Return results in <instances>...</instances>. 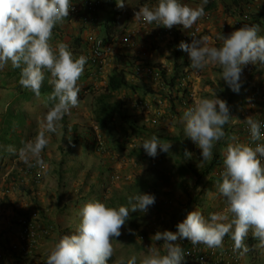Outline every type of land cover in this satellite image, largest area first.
Here are the masks:
<instances>
[{
  "label": "clouds",
  "instance_id": "obj_1",
  "mask_svg": "<svg viewBox=\"0 0 264 264\" xmlns=\"http://www.w3.org/2000/svg\"><path fill=\"white\" fill-rule=\"evenodd\" d=\"M116 3L123 8L126 0H116ZM207 3L208 0H201V4L193 8L182 0H158L152 7H138L135 18L147 25L167 29L182 26L187 31L205 15ZM72 9V0H0V71L9 63L13 69H19V84L37 96L45 73L51 74L50 98L56 104L44 120V131L48 133H56L58 122L79 104L77 81L84 72L87 58L74 57L64 43L55 47L50 43L53 29L71 16ZM75 20L81 23L79 18ZM81 25L90 29L95 24L92 21L90 26ZM260 31L258 24L242 25L227 36H218L222 41L219 47L211 46L206 36H190V43L181 41L177 48L188 53L190 66L196 71L218 66L220 78L231 91L239 93L243 68L248 64L264 65V35H260ZM234 118L227 101L218 95L201 98L183 112V134L200 149L202 162L213 157L216 144L226 137L225 126ZM242 121L255 146L239 142L235 135L228 137L224 170L216 183V191L225 199L226 209L207 217L199 209H193L177 224L176 231H157L151 239L163 242V254L161 248L149 247L141 264H183L186 254L178 241L184 239L193 246L220 248L229 236L233 250L243 255L249 251L246 240L251 232L264 247V121L255 116ZM48 143L41 132L19 150L11 146L7 150L26 166H39L47 173L41 153ZM141 146L149 157L155 158L159 153H168L172 143L153 135L143 140ZM184 155L190 159L192 153L185 151ZM155 203L154 194L140 191L128 197L127 205L119 207H110L98 200L86 203L76 230L59 239L45 264H109L114 256L113 242L121 235L130 213L146 214ZM120 264H137L136 257L126 262L122 260Z\"/></svg>",
  "mask_w": 264,
  "mask_h": 264
},
{
  "label": "rangeland",
  "instance_id": "obj_2",
  "mask_svg": "<svg viewBox=\"0 0 264 264\" xmlns=\"http://www.w3.org/2000/svg\"><path fill=\"white\" fill-rule=\"evenodd\" d=\"M219 1L221 4L223 3L222 5L227 12L232 11L239 16L241 14H247L251 18L259 16L264 20V0H240L241 4L238 9H232L234 6L231 0ZM141 2L142 0H128V4L126 0L125 6L121 8L124 13L123 16H128L134 12ZM124 17L121 18L120 26L116 33L118 37L115 36L114 42L109 45L111 48L105 59L107 63L110 60L115 61V58H118V54H115L117 47L123 42H121V39L129 30L133 29V27H128V19L126 21ZM106 19L107 14L101 18L103 21ZM63 22L61 24L62 28H59L57 25L53 29V37L50 43L55 47L59 43H62L66 37H69L70 39H67L64 44L68 45L69 49H71V44L74 43L73 41L78 35L77 31L80 30L81 23L74 24L76 22L75 18H66ZM72 25L74 26L71 27ZM54 30L60 32L61 37L59 39L56 38V31ZM91 31L93 32L89 37L86 35V38H89L86 43H83L80 48L73 51L78 53V55L73 54L74 57L78 58L83 55L87 58L84 71L87 68H92L93 64L91 61V39L97 36L103 38L106 35V26L100 25L99 29H96L94 26L91 28ZM124 57V55L120 56L119 60H124ZM107 69L108 66L102 73L98 74L97 78L93 75L85 76V73H83L85 77L79 78L77 81L78 87L81 89L84 86H88L90 89L84 96V99L79 101L78 107L72 108L70 113L58 122L56 133L45 132L43 126L47 113L53 108L47 105L50 94L37 96L33 101L34 106H32V102L23 105L24 107L22 109L27 114V120L29 121L30 119V122L34 124L30 132V136L32 137L31 141L41 132H44L49 140V143L41 153V159L45 163L47 173L44 174L40 182L36 183L39 185H44V183L51 185L54 190L51 196L59 195L60 193L62 194V199L59 204H62L63 201H66L68 204L66 208L57 207V210L54 209L52 211L51 214L55 217L54 221L48 219L49 216L47 217L46 215L32 217L35 221L53 225V230L50 235L41 241V254L39 256L49 254L50 250L61 237L70 235L76 230L81 221L80 213L82 210L77 206L82 201L90 202L98 200L105 202L110 207H119L127 205L128 197L139 191L154 194L156 197L155 205L150 207L146 214L140 213L139 211L130 213V219L126 226L122 227L121 235L117 238L118 240L113 242L114 256L110 258L109 264H120L122 260L126 262L133 256L136 257L137 264H141V260L147 254L149 247L161 248L163 254V242H156L151 237L157 231H176L174 230L173 223L179 220L185 207L191 206L199 209L206 217L210 213L223 211L227 207L225 199L220 197L216 191V183L221 178V169H218L220 167L216 166L213 170L216 176L212 173L202 179L198 187H195L196 177L191 171L189 173H182L179 170V166L177 165L179 163L178 157L182 161L189 163L196 170H201L210 161V159L206 162L201 161L200 149L190 138H188L189 143H187L188 152L192 153L190 159L185 157V155H179L180 143L172 144V148L168 153H159L155 158L150 157L145 159L135 155L131 156L132 147L134 146L132 144L128 145V149L124 152L112 148L111 140L120 137L119 132L114 133L115 137H110L105 132L101 133L94 124L93 113L94 98L99 93V88L104 85L101 86L99 82L103 83L104 77L102 78V76H105L104 73ZM131 77L134 76L129 74L130 79ZM50 78H52L51 74ZM93 82L98 84L95 85ZM148 90L150 89L146 86L142 90L138 89L136 93H133L132 97L134 100H128L129 112L134 114L140 124H146L150 130L157 132L159 135L166 137L181 134L180 129L183 128L181 112H184L186 109L181 106L180 113L176 118H162L155 111V109L161 108L162 103L158 100L148 102L147 99H144L147 95L144 91ZM3 92L8 96V93L11 91L5 90ZM119 96L122 97V95ZM140 96L144 97L142 98L143 102H147L154 111L149 110L147 107V109L141 110V106L137 107L136 105L135 107L133 105L141 99ZM202 96L200 94L197 95L198 100ZM241 98L242 93H237L235 99L231 100L232 104L227 102L232 116L236 114L235 112L238 110L239 100ZM166 106L161 109L167 111ZM169 115L171 116L172 114ZM154 119L157 121L153 122ZM75 123L79 124L82 130L86 127H92L93 129L90 132L93 136L103 135V138L99 137V139L103 140L101 151L89 153L86 148L75 147L73 143V125ZM226 127L228 130L229 126L226 125ZM82 134L85 135L84 133ZM181 135L185 137L184 134ZM226 135V139L221 140V145L217 148L220 153L223 148L222 142H227L228 137H230L228 132H226ZM149 138L147 136L145 139ZM22 141V139H19L16 144L18 145ZM192 144L194 145L192 146ZM76 151V158L74 160ZM6 152L9 155V151L7 150ZM9 160L10 163L5 168L3 167L6 184L3 185L2 193L4 194L2 195H8L16 191V187L22 180L29 181L30 175L26 176L23 170H19L17 163L20 162V159ZM51 167H53V171ZM39 196H44L47 201L48 194L45 192V189H42V193ZM37 200L36 198L35 201ZM32 206L34 208L41 207L40 205L37 207V204H33ZM58 217L59 222H56ZM163 217L165 220L159 222V218ZM249 236H251V232ZM248 247L249 251L241 255L242 264H264V247L259 244L255 245V247H251L249 244Z\"/></svg>",
  "mask_w": 264,
  "mask_h": 264
},
{
  "label": "crops",
  "instance_id": "obj_3",
  "mask_svg": "<svg viewBox=\"0 0 264 264\" xmlns=\"http://www.w3.org/2000/svg\"><path fill=\"white\" fill-rule=\"evenodd\" d=\"M157 2L158 0H142L139 7L145 5L152 7L156 5ZM182 3L195 8L201 4V0H182ZM222 4L219 0H216V6L214 8H211V10H205V15L200 20H198L191 29L187 31L183 30L182 26H174L172 29H167L162 26L155 27V25H147L141 20L135 18V12L138 11L137 8L128 16H123L125 20L128 19V21L126 20L128 27L130 26V28L133 27V29L138 30L136 40L131 45H125L123 44L120 37L122 43L117 47L115 55L118 54V58L122 55L127 56L128 60H131L135 63H141L143 65L146 64L145 66H149L155 69L158 65H162L164 68H166L167 72L170 73L175 62L174 53L177 49V45L181 41L190 43L192 39L190 37V33L195 27H200L199 37L206 36L208 37L211 46L219 47L222 44V41L217 38L218 36L222 34L227 36L232 31L242 26L241 22H239V16L237 14H233L232 11L227 12ZM260 19V35H264V20H262V17H260ZM100 22L101 19H98L95 23L94 26L96 29L100 28ZM62 23L58 24L59 28H62ZM74 24H78L77 20ZM73 26L74 25H72L71 27ZM54 31H56V38L59 39L61 37V34H59L60 32H57L58 30ZM92 32L93 31H91V28H82L81 25L80 30L77 31V37H81L83 39L80 42L84 41L83 43H86L87 39H89L86 38V35L89 37ZM67 39L70 38L66 37L62 41V43H64ZM70 50L73 54L78 55L77 52H73V48H71ZM180 55L181 57H184L185 61L190 63L188 53L182 51ZM127 59H124V61ZM116 61V58L115 61L110 60V62L104 67L105 69L108 66V69L104 73L105 76H102V78L104 77L103 83L99 82L101 86L103 84L105 85L108 74L110 73L112 67L116 64ZM178 62H181V60H179ZM183 68L185 69L186 66H184ZM128 69L131 72V68ZM14 70L16 69H13L11 67V64L9 63L2 71H0V114L7 111L8 102L13 98L12 93L15 86L18 84L14 77L11 78L8 75L9 73L14 72ZM92 70V68L89 69V72H92ZM187 76L189 86L195 92L196 101L198 100L197 95L199 94L203 95L202 98H214L216 95H218L220 98L225 99L228 103L231 104V100L235 99L236 97L237 93L231 91L228 88L227 84L220 78L221 70L218 66L210 65L203 71H190L187 73ZM263 78L264 65L252 64L251 70L247 72V74H244L243 68V71L241 73L242 87L239 91V93H242V98L239 100V107L235 112L236 114L233 115V117L235 118L228 124V130H225V132L228 133L232 130L231 135L229 134L230 136H233L235 130L239 128V125L243 120L240 114L242 110L248 106L250 100H252L253 97L255 105L250 112V116H255L256 119L264 116V85L261 84V80ZM130 80L134 84L140 86L141 90L146 86H148L150 90L155 91L160 88L159 80H157L155 76H134L131 77ZM94 84L97 85L98 83ZM5 90L11 91L9 92L10 94L8 93V96L3 92ZM133 93L134 92H132L131 90H125L120 92V95H122L127 100H134V98L132 97ZM150 95H152V97H150ZM140 97L144 98L142 96ZM144 99H147L148 102L158 100L160 103H162L161 108L167 105V99L162 96H154V94L151 93H147ZM148 108L149 110H153L151 106H149ZM161 108L155 109V111L160 117L164 118L166 110ZM185 109L187 108L185 107ZM181 113L183 114V112ZM170 117L176 118V116L174 117L172 115H167V117L165 118ZM33 125L34 124L30 122L29 119L27 125L28 128H31ZM181 129L183 130V128ZM31 140L32 137L29 136L27 141L29 142ZM228 143L229 139H227V142L224 141L223 143L221 152L223 159ZM9 159L10 155L3 158L2 151L0 150V256L3 257H10V245L19 230V222L21 218H32L36 216L40 217L41 215H46L47 217L49 216L48 219L54 221L55 217L51 214L52 211L54 209L57 210V207L66 208V205L68 206L66 201H63L62 204H59L62 199V194L59 193V195L51 196V193L54 192L51 185L47 183H44V185H39L34 182L31 177H29V181L22 180L17 186L18 188L16 187V191L8 195H2L4 194L2 193L3 185L6 184V178H4V169L2 167V163H10ZM51 170L53 171V167H51ZM213 175L216 176V174L214 173ZM42 189H45V192H47L48 194L47 201L44 196H39L42 193ZM36 198L38 199L37 201H35ZM33 204H37V207L38 205H40L41 207L34 208V206H32ZM56 222H59V217L56 219Z\"/></svg>",
  "mask_w": 264,
  "mask_h": 264
},
{
  "label": "trees",
  "instance_id": "obj_4",
  "mask_svg": "<svg viewBox=\"0 0 264 264\" xmlns=\"http://www.w3.org/2000/svg\"><path fill=\"white\" fill-rule=\"evenodd\" d=\"M232 5L234 6L233 9H238L240 6V0H231ZM216 6V0H208V3L204 6V10H211V8H214ZM233 13V12H232ZM107 14V19L105 21L101 20L99 23L101 26H106V35H104L103 39L105 43H112L114 42L117 30L120 26L121 18L123 17V11L121 8L117 7L116 0H102V4L100 8L98 9L97 13L95 14V18H93L94 24L97 22L98 19H101L102 16ZM235 14V12L233 13ZM241 14L239 16V22H241L242 25H252V24H260L261 19L259 16H255L253 18L247 17L245 18ZM247 15V14H246ZM71 16H69L67 19H71ZM102 38V37H101ZM199 38V37H198ZM81 37H75L74 43L71 44V48L77 50L80 48L83 44ZM182 50L176 49L174 53L175 62L172 68V71L170 73L167 72L166 68H164L162 65H158L157 67L160 69V79H159V85L160 88L158 90H148L145 93H151L154 94V96H162L165 99H167V111L164 114V118L167 117V115L172 114V116H177L180 113V107H186L188 108L187 103L191 102V88L189 86V83L185 85V87L180 86L181 78H183L184 75V66L188 65L189 62L184 60V57H181ZM127 56H125V59ZM183 59V60H182ZM116 64L112 67L110 73L108 74L107 81L104 86L99 88V93L95 96L94 102H93V113H94V124L97 126V129L100 130L101 133H106L108 136L113 137L114 133L119 132L120 137L113 138L112 145L115 150L119 151H126L128 149V145L132 144L134 145L132 147V155L131 156H137L141 157L143 159L150 158L142 148L140 147V144L142 141L148 136L152 137L153 135L158 136L162 140L166 142H171L172 144L180 143L179 146V155L184 156V152L188 151V145L189 143L188 138L183 137L181 134H183V130L180 129V133L178 135H172V136H162L157 134V132L150 130L146 124H140L139 121L136 119L134 114H131L128 110L129 104L128 100L125 99L123 96H119L120 92L125 90H131L132 92L136 93L138 89H140V86L134 84L130 78L129 74L133 73V69L136 66L137 63L131 61V60H119V58L116 59ZM181 60V62H178ZM146 65V64H145ZM128 68H131V72ZM91 69V68H90ZM92 72L89 73V68H87L85 73V76L93 75L96 76L97 70L94 64H92ZM9 77L15 78L18 84L15 86L14 91L12 93L13 98L8 102L7 105V111L5 113L0 114V150L2 151L3 158L8 156L7 155V149L9 146L14 147L15 149L19 150L24 146V144L27 143L28 137L31 135L30 132L32 131V127L28 128V120H27V114L23 111V105L25 103H31L32 106L35 104L33 103L34 99H36L37 95H35L31 90L23 88L19 84L20 79V70L16 69L14 72H11L8 74ZM83 74L80 78L85 77ZM97 78V76L95 77ZM50 73H45V80L42 84V87L40 89V95L45 94H51L53 92V86L49 83L50 80ZM88 86H84L80 89V92L78 93V100L81 101L84 99V96L89 91ZM167 92V93H166ZM157 101V100H156ZM230 101V100H229ZM56 104V101L54 99H49L48 106L54 107ZM136 107V106H135ZM22 117V118H21ZM85 129V131H84ZM92 127H86L83 128V130L80 128L79 124L75 123L73 125V143L76 148H86L87 152L93 153L97 151L102 150L103 140L99 139L103 138L102 134L92 135L91 130ZM227 127H225V130ZM80 132V133H78ZM84 133L85 135H83ZM232 130L229 132L231 135ZM237 133L236 131L233 133L235 135ZM115 137V136H114ZM22 139V143L16 144V142ZM222 142V146H223ZM194 144H192L193 146ZM221 145L220 142H218L213 150V157L210 158V161L201 169L196 170L193 166H191L189 163H186L185 161H182L181 158L178 157V166L179 170L182 173H191L194 174L196 177L195 180V187H198L202 179L208 177L213 173L214 168L223 166V157L221 153L217 150L218 146ZM6 152V153H3ZM76 153L74 154V160L76 158ZM10 155V159H19L18 156L13 155L12 153H8ZM8 163L3 164L2 167H6ZM19 166V170L27 168L30 175L29 177H32L34 182H37L34 178L36 177V172L39 166H33L28 167L21 161L17 163ZM14 171V170H13ZM22 173V171H21ZM45 174V173H44ZM26 175V176H27ZM215 177V176H214ZM221 179V178H220ZM18 188V187H17ZM89 201H82L80 204H78V208L82 209L86 203ZM189 207V208H188ZM185 207L183 210L181 216L179 217V220L174 221L173 223L174 230H176V226L179 222H181L189 211L195 209L194 207L188 206ZM25 219H29V217H24ZM159 222H163L165 219L159 218ZM224 241H228L227 244H233V241L230 237H225ZM181 246L184 248V251L186 252L188 249L192 247V243L184 239L182 241H178ZM247 245L250 244L251 247H255V245L259 244L257 240H255L252 236H249L246 240ZM202 246H205L203 244H200ZM206 254H208L206 252ZM210 254V253H209ZM207 255V262L205 264H215V261L213 260V257ZM191 264V263H187ZM198 264V263H197Z\"/></svg>",
  "mask_w": 264,
  "mask_h": 264
},
{
  "label": "built area",
  "instance_id": "obj_5",
  "mask_svg": "<svg viewBox=\"0 0 264 264\" xmlns=\"http://www.w3.org/2000/svg\"><path fill=\"white\" fill-rule=\"evenodd\" d=\"M73 9L70 11V15L75 18H79L80 22L86 26H90L92 24L93 18L97 13L98 9L102 4V0H72ZM245 18L248 15H243ZM138 34L137 29L129 30L122 38V41L125 45H131L135 42ZM200 34V27H195L193 31L190 33V36H195L198 38ZM192 38V37H191ZM91 61L96 67L97 73L100 74L103 72L104 67L108 64L106 62V55L110 50V43L106 44L103 38L94 37L91 39ZM251 65L248 64L244 67V74H247L251 70ZM190 71H194L191 68L190 63L186 65L184 69L183 78H181V87H185L188 83L187 73ZM98 74L96 75L98 77ZM133 76H155L157 80L160 79V69L159 68H151L145 66L141 63H137L133 69ZM95 76V77H96ZM261 84L264 85V78L261 80ZM191 90V99L192 101L187 103L188 107L193 105L195 100V94L192 89ZM137 107L141 106V110L147 109L149 104L147 102H143V99H139L136 104H133ZM254 97L250 100L248 106L242 110L240 116L242 119H246L250 116V112L254 107ZM147 107V108H146ZM258 120L264 121V116L257 118ZM157 120L154 119L153 122ZM235 136L239 138V142L242 143H252L250 141V135L248 132L247 125L240 123L239 128L235 130ZM259 143V142H257ZM252 146H255V143H252ZM221 169V173L224 170V165L218 168ZM24 174H29L27 168L22 169ZM36 172V177L34 178L37 182H40L44 177V171L41 168H38ZM53 230V225L50 223H42L35 221L32 218L25 219L21 218L19 222V230L13 238V242L10 245V257L0 256V264H45V260L48 254H41V241L43 238H46L50 235ZM228 241L223 242V246L220 248H208L207 246L197 245L188 249L185 254V260L183 264L191 263V264H205L207 260V255L209 257L212 256L215 264H242V256L239 252L233 250V244H227ZM206 252L208 254H206Z\"/></svg>",
  "mask_w": 264,
  "mask_h": 264
}]
</instances>
